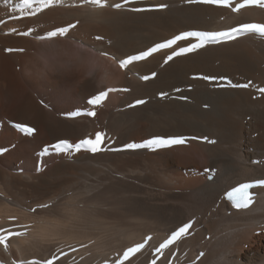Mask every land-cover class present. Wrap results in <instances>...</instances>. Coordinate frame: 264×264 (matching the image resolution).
Here are the masks:
<instances>
[{"label": "bare ground", "instance_id": "1", "mask_svg": "<svg viewBox=\"0 0 264 264\" xmlns=\"http://www.w3.org/2000/svg\"><path fill=\"white\" fill-rule=\"evenodd\" d=\"M12 2L0 0V108L6 115L0 146L12 148L0 156V234L22 235L9 237L7 249L0 244V262L56 256L52 264H114L147 239L123 264H264V187L255 189L247 209L223 198L235 184L264 178V95L258 91L264 88V36L206 44L165 63L193 42L185 40L126 68L118 62L183 31L264 24V9L233 12L186 0H107L105 7L61 0L15 19ZM115 3L122 7H111ZM68 25L74 27L64 35L46 37ZM108 88L127 91L88 104ZM137 99L145 103L135 105ZM77 110L81 115H67ZM10 122L34 129L31 137ZM96 132L105 134L97 153L48 147ZM157 136L185 142L122 147ZM184 223H191L188 234L156 252Z\"/></svg>", "mask_w": 264, "mask_h": 264}, {"label": "snow or ice", "instance_id": "2", "mask_svg": "<svg viewBox=\"0 0 264 264\" xmlns=\"http://www.w3.org/2000/svg\"><path fill=\"white\" fill-rule=\"evenodd\" d=\"M6 2H9V0H6ZM61 0H13L12 7L17 9L19 11V17H10V18H23V17H33L37 13H40L43 9L48 8L52 6L53 4H59ZM85 2H90L93 5H96L98 7H105L107 5V0H85ZM125 3L128 2V0H124ZM187 3H198V4H207V5H229L230 0H186ZM249 6H258L260 8H264V0H241V2L236 3L234 7H232L233 12H238L241 9H244ZM111 7L114 8H120L122 5L120 3L112 4ZM156 7L158 8H165V4H159ZM134 11H141V9H133ZM4 23L3 20H0V24ZM74 27V25H68L64 28H57L54 31H49L46 33V37H52L57 34L64 35L69 28ZM10 32L15 33L17 35L21 36H28L31 34V29L24 32H17L15 28L9 29ZM244 33H258L260 35H264V24H257V23H241L235 27H231L226 31H198V30H190V31H183L179 34L173 36L170 39L164 40L162 43H156L153 46L147 48L146 50H142L137 52L136 54L127 55L125 58L119 59V66L121 68H126L128 65L132 64L134 61H142L148 57H150L153 53H156L157 51L161 49L171 48L173 45L177 44L178 41H185L188 38H194L195 42L188 43L186 47H179L178 50L172 51L171 55L166 57L165 63L172 60L173 57L180 56L185 53H191L196 51L197 49L203 48L206 44L210 43H218L222 40H232L235 39L238 35L244 34ZM39 39H44L45 37H38ZM6 51H23V49H6ZM153 76H155V73H152ZM142 79L147 80L149 79L148 76H143ZM204 79H214V77H207L205 76ZM225 79V78H221ZM229 86L235 87V88H248L250 86L254 87L252 85L251 81L245 84H232L231 81H229ZM113 91H127V89H115V88H108L104 91H99L96 95L91 96L88 99V104L90 105H100L102 102L107 98V95L109 92ZM258 91L264 95V88H259ZM161 96L166 95L165 93H160ZM145 101L142 99L135 100V105H141L144 104ZM134 105H129V107H132ZM84 114L89 116H94V111H86ZM68 116H79L81 115L80 110L73 111L70 113H67ZM18 130L21 132H24L26 134H31L34 129L27 127L24 124H16L14 125ZM105 137V134L102 132H96L94 138L85 137L75 144L70 143L68 140H59L55 144L50 145L48 147L54 149L56 153H68L70 150L79 152L82 149L97 153L100 151H103L104 149L101 147L103 143V139ZM206 139V138H205ZM185 142L184 137L180 136H174V137H153L151 139L145 140L141 143H127L124 144L122 147L123 149H138V148H164V147H170L172 145H179L183 144ZM48 147L45 148L44 152L41 153L42 155H46L48 151ZM6 151V149H0V153ZM39 170V168L37 169ZM207 171V169H206ZM258 185H264V179H257L255 181ZM253 185L250 183H244L240 184L237 187L232 188L230 191L226 192V198L231 201L233 207L237 209L241 208H247L252 203V194L248 191ZM40 207H47V205H40ZM191 227L190 223H184L182 226L178 227L176 230L172 231L170 236L163 241L159 245L158 248L155 249L156 252H161L163 249L168 248L169 245L174 244L176 241H178L181 237L188 234L189 229ZM4 230L0 229V233H2ZM22 235V233L19 232H7L6 235L0 234V244H4L5 248L7 249V244L5 243L9 237L12 236H18ZM148 241L145 239L144 243H138L134 247L128 248L124 251L123 255L119 257L117 260H115L114 264H123V261H126L130 255L135 254L140 249L144 247V244H146ZM61 255H65L64 253H61ZM59 257L53 256L51 259L41 262L40 260H31V261H19V264H52L53 260H58ZM2 264V262H0ZM12 264H18L17 261H12ZM105 264H108L107 261H105ZM155 264V262H153Z\"/></svg>", "mask_w": 264, "mask_h": 264}, {"label": "rangeland", "instance_id": "3", "mask_svg": "<svg viewBox=\"0 0 264 264\" xmlns=\"http://www.w3.org/2000/svg\"><path fill=\"white\" fill-rule=\"evenodd\" d=\"M16 92H18V89H17V88H14V92H12V94L14 95ZM1 112H2V109L0 108V122L3 121V118H6V117H5L6 115H3V113H1ZM1 123H2V122H1ZM9 126L12 127L10 124H9ZM14 129H16V128H14ZM16 130H18V129H16ZM23 133H24V132H23ZM25 135L28 136L26 133H25ZM31 135H32V134H30V137H31ZM37 141H38V140H35V141H34V143H33L34 146H36ZM7 148H8V147H6L5 145L0 146V149H6V152H7L9 149H10V150L12 149V148H10V147H9L8 149H7ZM6 152L4 151V152H2V153H6ZM33 152L36 153V155H38V153H39V152H38V153L35 152L34 150H31V154H32ZM2 153H0V156L3 155ZM198 174H199V173H198ZM205 174H206V173H205V170H202V172H200V176H201V177H203ZM254 234H255V235H259V234H260V231L257 230Z\"/></svg>", "mask_w": 264, "mask_h": 264}]
</instances>
